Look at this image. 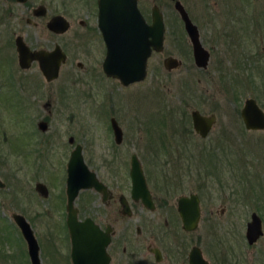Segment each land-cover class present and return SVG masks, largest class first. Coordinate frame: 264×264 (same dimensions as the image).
Returning a JSON list of instances; mask_svg holds the SVG:
<instances>
[{
	"label": "flooded vegetation",
	"instance_id": "af4514ba",
	"mask_svg": "<svg viewBox=\"0 0 264 264\" xmlns=\"http://www.w3.org/2000/svg\"><path fill=\"white\" fill-rule=\"evenodd\" d=\"M11 1L23 6L27 16L22 22H14L19 27L12 40V54L16 68H13L14 72H10L4 86L10 88L11 91L12 103L10 105L16 124L12 151L15 157L25 158L27 164L25 200H30L31 203L28 206L27 220L22 214L20 215L24 217L32 230L37 245L36 256L39 264H72L70 235L66 226L67 200H71L77 220L81 221L89 217L99 231L108 238L104 248L107 264H189V253L193 247H197L201 256L209 264H213L203 255L200 247L201 240H194L193 237L200 219L199 200L201 197L198 191L173 198L169 196L167 189L170 184H172V188L176 187L175 184L178 183L176 180L181 176L177 171L184 169L182 167L183 160L180 157L194 155L193 151L187 148L188 139L185 136L191 132L201 140L206 139L217 122L216 115L214 112L202 113L197 108H191L188 115L181 111L176 117V114L178 115L177 108L160 101V106L155 108L158 115L155 116L157 112H153L151 115V119L154 117L152 119L154 123L143 122V135L139 133L137 141L133 142L128 136L131 133L126 132L119 114L123 113L124 115L125 107L130 108L126 98H136L125 89L144 81L148 61L153 55H161L162 70L156 67L157 74H160L161 70L170 75L184 66V69L196 70L203 80L206 79L205 82L210 80L211 72H217L223 84L230 79L229 75L234 76L231 73L232 69L238 70L237 76L252 81V70L253 68L254 70L258 69V61L263 59L262 52L248 51V45L242 38L243 28L241 30V26L239 35L234 36L235 32L226 29L222 32L221 37L219 36L210 43H203L197 25L183 7L190 21L196 26L199 44L205 53L204 58L202 60L200 58L197 63L191 40L183 27V22L174 9L173 2L168 0L172 3L183 31L182 41H184L185 48L182 51L186 59L182 60L171 53H165L167 51L164 44L166 26L163 20L164 32L161 49L151 50L146 61L145 77L140 81L123 84L119 79L107 76L102 69L106 47L97 26V0H60L59 5L63 9V14L55 12L51 15L48 14L47 4H43L41 1L34 3L31 0H9V2ZM64 12H84V18L72 21ZM55 15H60L66 22V28L62 32H53L48 28L49 20ZM91 17H94V20ZM25 27L38 30L31 31L34 38L29 36L30 31L24 30ZM39 33L46 34V41L53 40L50 42V47L48 44H38ZM67 34L71 41L68 43L60 41ZM17 37L30 51L59 49L64 55V61L59 64L57 75L54 78L46 79L36 60L29 61L25 67L19 65L15 44ZM33 39L35 43L32 41ZM254 40L255 37L250 41L254 42ZM175 50L176 43L172 48V51ZM225 52L226 56L237 58L234 67L229 64ZM71 53L76 58L77 55L81 56L80 60L76 59L74 62L76 71L72 70L71 64H69L66 74L61 77V67L68 64ZM94 54L95 56H93ZM97 54H102L100 60L97 63L95 61L92 66H86L85 62L90 63L97 57ZM157 63L159 64V60ZM33 65H36L37 68L38 76L35 75L36 78L30 72ZM18 72H22V74L19 75ZM81 74L85 77L89 76L92 80H95L94 78L98 75H102L107 82V84H99L100 91L106 92L107 100L97 107L95 106V113L99 115L95 119L100 121L101 130L105 133L95 131V138L91 136L88 143L83 139L85 134H83L81 124V92L76 89L77 85L82 84ZM59 79H63L64 83L59 87L54 86V83ZM118 89L123 90L118 92ZM241 107L238 110V118L242 123ZM38 108L41 109V112H38ZM193 110H197L201 115L212 114L215 117V121L205 137H200L193 129L191 120V111ZM187 119H189L190 125L187 123ZM139 121L141 120H138V125H140ZM20 124H26V130H23V127H18ZM186 124L190 126L189 129ZM166 125L167 129L170 128L169 132H164ZM243 128L245 129L244 125ZM245 130L262 131L264 129ZM135 142L138 143L140 149L135 148ZM205 151V149L198 151L195 156H199L198 154ZM214 151L207 150L205 153L208 155ZM240 151L241 149L238 148L236 153H240ZM77 155L81 157L87 171H83L76 163L73 166L68 165L70 158ZM85 156L89 158L86 160ZM132 157L137 162L144 181V187L140 193L132 191L130 176ZM144 163L151 165V170L147 171ZM185 168H189L188 164ZM173 171L175 174L172 173ZM87 172L92 173L93 184L90 187H82L81 181L82 178L88 177ZM208 176L206 172L200 174L198 171L194 176L190 175L193 177V181L196 178L200 187L205 186ZM191 194L197 196L199 219L195 229L187 230L182 226L177 210V200L181 197H189ZM37 200L40 201L39 205L36 203ZM50 200L51 204H49ZM51 208L56 211L62 209L58 215L62 219L61 224L52 222L57 228L52 231L59 230L61 232L60 242L63 244L64 251L55 244V235L52 234L51 229L47 232L51 237L49 244H46L48 240L45 243V234L34 232L41 216L50 215ZM252 213L256 214L255 212L249 214V220L245 222L244 230L232 229L230 233L229 231L224 232L216 240L217 249L220 251L219 258L222 259L221 264H226L231 258L234 264H264L262 220L258 214L256 215L260 220V234L252 241L246 236L247 223L250 221ZM131 219L136 220L137 224L129 223L128 221ZM158 221L161 222L162 229L156 226ZM58 227L60 228L58 229ZM16 230L21 236L17 226ZM20 238L25 249L24 252L23 250L21 253L19 252V258L23 253L26 264H31L25 241L22 236ZM231 242L234 249H232Z\"/></svg>",
	"mask_w": 264,
	"mask_h": 264
},
{
	"label": "rangeland",
	"instance_id": "374dc122",
	"mask_svg": "<svg viewBox=\"0 0 264 264\" xmlns=\"http://www.w3.org/2000/svg\"><path fill=\"white\" fill-rule=\"evenodd\" d=\"M31 1L34 3L41 1L43 4H47L49 15L55 12L63 14V9L59 5L60 0ZM179 1L191 20L197 25L203 43H210L219 36L221 37L222 32L226 29L235 32L234 36L239 35L240 26L241 30L243 28L242 38L248 45V51L257 50L263 54V59L258 61V69L254 70L253 68V71L249 67L252 70V81L237 76V69L231 70L234 76L229 75L230 79L223 83L225 85L221 83L217 72L210 71V80L205 82L206 79L203 80L196 70L184 69V66L177 72L167 75L161 71V55H153L148 61L144 81L125 89L136 98H126L130 108L125 107L124 115L123 113L119 115H121L126 132L131 133L128 134L129 138L134 142L137 141L139 133L143 135V122L154 123L152 120L154 117L151 119V115L153 112H157L155 108L160 106V101L175 106L178 111L176 117L181 111L188 115L191 108H197L202 113L214 112L217 122L206 139L201 140L191 132L185 136L188 139L187 148L192 150L194 155L180 157L183 160L182 167L184 169L177 171L181 176L176 180L178 182L175 184L176 187L172 188V184H170L167 191L173 198L198 191L201 197L199 200L200 219L193 237L194 240H201L200 247L205 258L213 264H221L222 259L219 258L220 251L217 249L216 240L224 232L229 231L230 233L232 229L244 230L245 222L249 220L251 212L261 216L264 237V130L246 131L238 118V110L246 98L255 99L264 112V0ZM153 4L157 5L161 11L166 26L164 44L167 51L165 53H171L185 60L186 56L182 51L185 48L184 41H182L183 31L172 3L168 0H138V8L147 21H149L150 8ZM64 14H67L69 20L72 21L84 18V12H64ZM25 16H27V12L23 6L15 4L13 1L0 0V180L4 183V187L0 189V264H26L23 253V257L19 258V252L21 253V250L24 252L25 246L11 219V214H22L26 220L29 215L28 206L31 201L25 200L27 164L25 158L15 157L12 151L16 124L10 105L12 103L11 91L10 88L4 86L10 72H14L13 70L16 68V63L13 61L12 40L19 27L14 22H22ZM91 19L94 20V17ZM26 29L30 31L31 38H34L31 31H38L30 27H25L24 30ZM41 34L39 33L38 44H48L50 47V42L53 40L46 41V34ZM254 37V42H251L250 40ZM69 38L70 36L67 34L60 41L68 43L71 41ZM53 39L57 41V39ZM32 41L35 43L34 39ZM175 43L176 50L172 51ZM80 57L77 55L76 58L71 53L68 64L61 67V77L66 74L69 64H71V69L76 71L74 62L76 59L80 60ZM101 57L102 54H97V57L90 63L82 61L86 66H92ZM226 58L229 64L234 67L237 58L235 56H226ZM186 62L189 61L186 60ZM156 67L161 69L160 74L156 73ZM30 72L33 76H38L36 65H33ZM18 74L20 75L22 72H18ZM81 76L82 84L77 85L76 89L81 92V94L79 93L81 96V124L83 134H85L83 139L88 143L91 136L95 138V131L105 133L101 130L100 121L95 119L99 117L95 113V106L97 107L107 100L106 92L100 91L99 86L100 83L107 84V82L102 75L95 77V80L90 79L89 76L85 77L82 74ZM63 83V79H59L54 83V86L59 87ZM122 90L118 89V92ZM119 98L121 99V96ZM38 112H41L40 108H38ZM157 115L158 112L155 116ZM138 120H141L139 121L140 125L137 124ZM187 123L190 125L189 119H187ZM19 126L26 130V124ZM186 126L189 129L190 126L187 124ZM179 128H181L180 125ZM168 129L170 128L168 127ZM168 129L166 125L164 132H169ZM135 148L140 149L138 143ZM238 148L241 149L240 153H236ZM204 149L205 152L207 150L215 151L208 155L204 152L195 156L196 152ZM87 158L89 157L85 156L86 160ZM186 164L189 166V171L185 168ZM144 165L147 171L151 170V165L149 166L147 163ZM197 171L200 174L206 172L209 175L204 187L199 186L196 178L193 181V177H190V175L194 176ZM172 173L175 174L174 171ZM51 202L50 200L49 204ZM36 203L39 205L40 201L37 200ZM60 212H62L61 208L59 211L51 208L50 215L41 216V220L34 228L35 233L46 235L45 243L48 240L46 244H49L51 239L47 232L50 229L51 231L57 230L52 222L61 224L62 219L58 217ZM128 222L133 225L137 224L134 219ZM160 223L158 221L156 226L162 229ZM52 234L55 235L57 247L59 246L60 250L64 251L63 244L60 242L61 232L59 230L52 231ZM231 245L234 249L232 242ZM226 264H234L233 259L228 260Z\"/></svg>",
	"mask_w": 264,
	"mask_h": 264
},
{
	"label": "water",
	"instance_id": "95a60500",
	"mask_svg": "<svg viewBox=\"0 0 264 264\" xmlns=\"http://www.w3.org/2000/svg\"><path fill=\"white\" fill-rule=\"evenodd\" d=\"M170 1L173 2V7L178 12L191 40L194 58L196 62H199L200 58L201 60L204 58L205 53L199 44L196 26L190 21L178 0ZM149 16V22H147L137 6V0H97V26L106 47L102 69L107 76L115 77L123 84L140 81L145 77L147 58L151 50L161 49L164 32L162 15L157 5L151 6ZM48 28L53 32H62L66 28V22L60 15H55L49 20ZM15 44L18 63L21 67H25L31 60H36L46 79L57 75L59 64L64 61V55L58 48L52 51H30L19 37L16 38ZM240 117L245 129H264V112L255 99L246 98L243 101ZM191 120L194 131L200 137H205L215 117L212 114L201 115L197 110H193ZM74 163L83 171H87L80 156L71 157L68 165L73 166ZM87 173L88 177L82 178V187H90L93 184L92 173ZM130 176L132 191L140 193V190H143L144 181L133 157ZM3 185L0 180V187ZM67 201L66 226L70 235L72 264H107L104 248L108 238L99 231L89 217L81 221L77 220L71 200ZM177 210L184 229L192 230L197 227L199 206L196 195L191 194L189 197H181L177 200ZM11 219L25 241L31 264H39L36 256L37 245L29 224L20 214L12 213ZM246 229V236L251 241L260 234V220L256 214H251ZM189 264L209 263L201 256L200 250L193 247L189 253Z\"/></svg>",
	"mask_w": 264,
	"mask_h": 264
}]
</instances>
